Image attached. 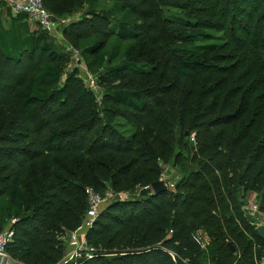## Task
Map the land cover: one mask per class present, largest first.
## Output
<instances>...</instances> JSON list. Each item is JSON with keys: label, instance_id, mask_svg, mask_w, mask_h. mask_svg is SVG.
I'll list each match as a JSON object with an SVG mask.
<instances>
[{"label": "trees", "instance_id": "16d2710c", "mask_svg": "<svg viewBox=\"0 0 264 264\" xmlns=\"http://www.w3.org/2000/svg\"><path fill=\"white\" fill-rule=\"evenodd\" d=\"M42 1L88 7L62 34L92 59L100 100L25 16L0 30L7 257L61 264L92 189L126 199L101 209L80 264H263L242 209L255 196L264 211V0ZM164 167L182 177L154 196Z\"/></svg>", "mask_w": 264, "mask_h": 264}, {"label": "built area", "instance_id": "2783aa9c", "mask_svg": "<svg viewBox=\"0 0 264 264\" xmlns=\"http://www.w3.org/2000/svg\"><path fill=\"white\" fill-rule=\"evenodd\" d=\"M0 8L8 9L17 16H25L30 23L35 24L42 32L52 38H56L59 35L58 30L61 26L67 25L65 20L56 19L50 14L44 7L42 0H0ZM66 51L71 53L72 60L79 58L78 52L71 47L67 48ZM160 179L165 181L169 190H174L175 181L171 180L167 174L163 172ZM144 190L148 191V188ZM86 196L88 209L85 220L82 228L70 236L69 248L71 250L64 256L61 264H77L78 260L90 259L94 251L85 244L86 231L93 226L99 216V212L105 205L114 201L124 202L126 199L124 195H116L110 190L101 195L95 193L92 189H87ZM242 211L252 227L264 226V211L260 210V204L256 198L249 200ZM12 223H15V221H12ZM12 236L11 230H6L0 234V264H16L5 253V248L11 241Z\"/></svg>", "mask_w": 264, "mask_h": 264}, {"label": "rangeland", "instance_id": "374dc122", "mask_svg": "<svg viewBox=\"0 0 264 264\" xmlns=\"http://www.w3.org/2000/svg\"><path fill=\"white\" fill-rule=\"evenodd\" d=\"M47 7V6H46ZM88 7L82 8L81 11H78L72 15H59L55 13L52 8H48L47 10L50 14H52L56 19L59 20H65L67 26L77 22L81 17L86 13ZM15 15H8L7 12L4 9L0 10V30H8L10 28V19L13 20ZM66 25H63L58 30V36L56 38H53L55 42L60 45L63 49L69 48V46H72L71 43L63 37L62 30L64 29ZM31 30H34L35 28L31 25L29 26ZM92 59H87L84 57H80L77 60L70 61L69 65L66 68L65 73L69 74V72L73 70H77L78 78L83 82L85 87L93 92L95 95H97L98 99L100 100V92L97 87L96 83V72H95V66L91 65ZM190 143H192L190 141ZM164 174H167L171 180H175V182H178L180 178L182 177L183 170L181 169H172L169 167H164ZM130 197H136L138 196H130ZM251 200V197L248 199ZM248 202V201H247ZM71 250L70 248H67V251L65 255H67L68 251Z\"/></svg>", "mask_w": 264, "mask_h": 264}, {"label": "water", "instance_id": "95a60500", "mask_svg": "<svg viewBox=\"0 0 264 264\" xmlns=\"http://www.w3.org/2000/svg\"><path fill=\"white\" fill-rule=\"evenodd\" d=\"M169 190L167 184L164 180L159 179L157 182L151 184V191L154 196H158L160 194L166 193ZM255 234L258 236V238L264 242V226H258L255 228ZM232 252H234V249L229 245ZM83 259L78 260L77 264H80Z\"/></svg>", "mask_w": 264, "mask_h": 264}, {"label": "crops", "instance_id": "0c3cea01", "mask_svg": "<svg viewBox=\"0 0 264 264\" xmlns=\"http://www.w3.org/2000/svg\"><path fill=\"white\" fill-rule=\"evenodd\" d=\"M251 198H256L255 196H251ZM69 250V249H68ZM70 251V250H69Z\"/></svg>", "mask_w": 264, "mask_h": 264}]
</instances>
